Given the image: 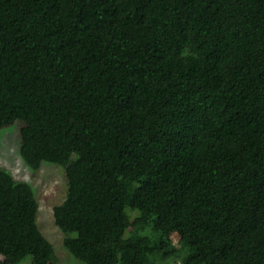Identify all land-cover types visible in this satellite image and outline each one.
I'll return each instance as SVG.
<instances>
[{"label": "trees", "instance_id": "trees-1", "mask_svg": "<svg viewBox=\"0 0 264 264\" xmlns=\"http://www.w3.org/2000/svg\"><path fill=\"white\" fill-rule=\"evenodd\" d=\"M81 264H264V0H0V133ZM0 167V264H61Z\"/></svg>", "mask_w": 264, "mask_h": 264}, {"label": "rangeland", "instance_id": "rangeland-1", "mask_svg": "<svg viewBox=\"0 0 264 264\" xmlns=\"http://www.w3.org/2000/svg\"><path fill=\"white\" fill-rule=\"evenodd\" d=\"M20 124L15 123L0 133V167L8 170L15 179L25 181L34 189L39 210L37 224L44 237L55 247L61 264H81L63 248V233L55 225L53 208L63 202L66 196V179L61 168L43 163L32 171L19 155ZM21 264H29V258Z\"/></svg>", "mask_w": 264, "mask_h": 264}]
</instances>
